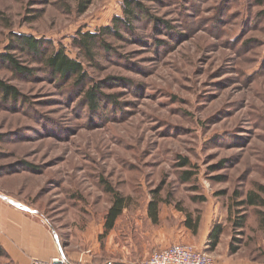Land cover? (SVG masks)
<instances>
[{"label": "rangeland", "instance_id": "1", "mask_svg": "<svg viewBox=\"0 0 264 264\" xmlns=\"http://www.w3.org/2000/svg\"><path fill=\"white\" fill-rule=\"evenodd\" d=\"M129 1L128 25L102 32L85 59L73 37L112 27ZM20 35L63 46L89 78L54 75ZM0 81L19 93H0V193L60 241L101 227L111 187L130 197L120 241L182 227L187 210L199 228L221 224L228 245L260 256L264 0H0ZM153 196L163 199L157 223Z\"/></svg>", "mask_w": 264, "mask_h": 264}, {"label": "crops", "instance_id": "2", "mask_svg": "<svg viewBox=\"0 0 264 264\" xmlns=\"http://www.w3.org/2000/svg\"><path fill=\"white\" fill-rule=\"evenodd\" d=\"M103 225L104 220L100 228L94 227V230L82 234L79 243L63 242L49 225L0 193V246L4 251L0 254V264H33L59 255L70 264H141L152 252L179 241L208 252L214 264H264V256L255 257L239 248L230 252L228 239H224L223 233L216 247L210 250L209 234L216 223L198 227L196 234L184 225H164L153 232L149 228L148 240L143 238L140 243L131 240V233L126 232L120 241V231H116L115 226L102 238Z\"/></svg>", "mask_w": 264, "mask_h": 264}, {"label": "trees", "instance_id": "3", "mask_svg": "<svg viewBox=\"0 0 264 264\" xmlns=\"http://www.w3.org/2000/svg\"><path fill=\"white\" fill-rule=\"evenodd\" d=\"M129 2H125L122 7V16H115L113 18L114 25L110 28L108 26L101 27L98 31L95 32H88V31H78L77 34L72 39V45L78 50L79 53L87 58L88 60H91L94 55L92 54L93 48L96 46V44L101 43V35L102 32H116V29L114 26L117 27V25L125 26L129 23V17L128 14H133L129 5H127ZM84 6H81L80 12L85 11ZM17 39H20V44L24 47H26L27 50L34 54H38L40 51H42L41 54V60L45 64V67L50 70L54 75H58L61 77H71L75 78V82L78 83L79 80H87L89 78V75L87 74L86 68L82 64V61L79 59L71 58L65 53V49L63 46L59 45V47L52 46V43H50V39H42L37 38L33 36L28 35H20L16 37ZM48 44L49 49L44 50L42 49V46L44 44ZM42 49V50H41ZM5 60H8L10 62V65L12 64L14 69H18L22 72L29 73L26 69H24L21 66H18V63L13 59L10 55H5L6 53H2ZM94 89H90L89 92L92 96L94 94L92 93ZM0 93L3 97H11L15 98L19 95L12 86H9L7 84H4L0 81ZM90 103L96 105V100L94 98H89ZM106 190L112 195L111 202L109 207L107 208L104 216V225H103V233L102 236H105L109 230L114 228L116 221L118 217L121 215L123 210L129 206L130 204V197L124 196L120 194L118 191L113 190L111 187H107ZM203 200V199H202ZM163 202V199H160L158 196H153L151 200L147 204V212L149 217L153 222H157L158 219V211H159V205ZM249 204H260L259 201L256 199L255 195H250L248 197ZM183 209H180L182 211ZM184 213V226L189 228L193 234L197 233L200 218L199 217H193L192 213L190 211H183ZM244 216L242 219L238 220L235 224L238 228H242L244 226ZM224 232V227L221 224H216L212 228L209 234V248L210 250L214 249L216 245L218 244L220 240L221 234ZM229 250L230 252H236L238 250V247L235 245L229 244ZM4 253L2 247L0 246V254ZM260 255L264 256V249L260 251Z\"/></svg>", "mask_w": 264, "mask_h": 264}, {"label": "built area", "instance_id": "4", "mask_svg": "<svg viewBox=\"0 0 264 264\" xmlns=\"http://www.w3.org/2000/svg\"><path fill=\"white\" fill-rule=\"evenodd\" d=\"M33 264H70L64 256H56L47 261ZM141 264H214L209 254L194 246L174 243L152 252Z\"/></svg>", "mask_w": 264, "mask_h": 264}]
</instances>
